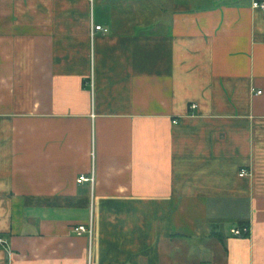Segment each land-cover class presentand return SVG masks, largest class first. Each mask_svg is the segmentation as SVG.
<instances>
[{
    "label": "crops",
    "instance_id": "crops-1",
    "mask_svg": "<svg viewBox=\"0 0 264 264\" xmlns=\"http://www.w3.org/2000/svg\"><path fill=\"white\" fill-rule=\"evenodd\" d=\"M254 1L0 0V264H264Z\"/></svg>",
    "mask_w": 264,
    "mask_h": 264
},
{
    "label": "built area",
    "instance_id": "built-area-1",
    "mask_svg": "<svg viewBox=\"0 0 264 264\" xmlns=\"http://www.w3.org/2000/svg\"><path fill=\"white\" fill-rule=\"evenodd\" d=\"M91 2H93L94 0H90ZM253 8L255 9H261L264 10V0H255L253 2ZM94 31H107L106 28H104L101 25H94L92 27V35L94 33ZM260 93V92H259ZM197 106L195 104L191 105V109H195ZM244 175H248V172L246 170L241 172V176ZM94 181V177L93 176H84L81 175L78 178V182L82 183V182H93ZM92 223H90L89 225H78L77 227L74 228V231L78 234V235H82V234H89L91 235L93 232V228H92ZM249 231L248 227H243L242 229H233L232 233L234 235H242L244 233H247ZM5 241L3 239L0 238V245H4Z\"/></svg>",
    "mask_w": 264,
    "mask_h": 264
}]
</instances>
